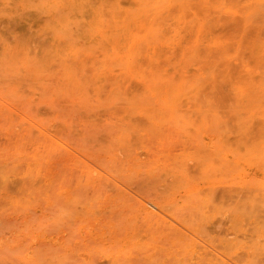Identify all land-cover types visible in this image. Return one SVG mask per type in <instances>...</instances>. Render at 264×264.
<instances>
[{
  "label": "rangeland",
  "instance_id": "rangeland-1",
  "mask_svg": "<svg viewBox=\"0 0 264 264\" xmlns=\"http://www.w3.org/2000/svg\"><path fill=\"white\" fill-rule=\"evenodd\" d=\"M238 263L264 264V0H0V264Z\"/></svg>",
  "mask_w": 264,
  "mask_h": 264
},
{
  "label": "bare ground",
  "instance_id": "bare-ground-1",
  "mask_svg": "<svg viewBox=\"0 0 264 264\" xmlns=\"http://www.w3.org/2000/svg\"><path fill=\"white\" fill-rule=\"evenodd\" d=\"M154 202V201H153ZM239 264V263H238Z\"/></svg>",
  "mask_w": 264,
  "mask_h": 264
}]
</instances>
